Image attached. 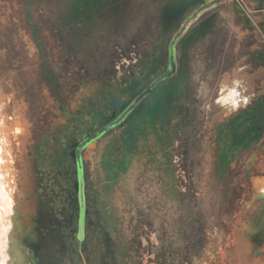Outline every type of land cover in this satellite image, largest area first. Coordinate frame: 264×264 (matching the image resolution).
<instances>
[{"label":"rangeland","instance_id":"374dc122","mask_svg":"<svg viewBox=\"0 0 264 264\" xmlns=\"http://www.w3.org/2000/svg\"><path fill=\"white\" fill-rule=\"evenodd\" d=\"M263 8L0 0V259L264 264Z\"/></svg>","mask_w":264,"mask_h":264},{"label":"crops","instance_id":"0c3cea01","mask_svg":"<svg viewBox=\"0 0 264 264\" xmlns=\"http://www.w3.org/2000/svg\"><path fill=\"white\" fill-rule=\"evenodd\" d=\"M236 1L244 9L250 10V11L255 12V13H260V5H262L264 7V0H236Z\"/></svg>","mask_w":264,"mask_h":264},{"label":"clouds","instance_id":"9594fccd","mask_svg":"<svg viewBox=\"0 0 264 264\" xmlns=\"http://www.w3.org/2000/svg\"><path fill=\"white\" fill-rule=\"evenodd\" d=\"M240 85H241V82H240V81H236V86H237V88H239ZM243 99L246 101L247 97H243ZM232 107H233L234 109H235V108H238V107H240V103L238 102V103L234 104Z\"/></svg>","mask_w":264,"mask_h":264},{"label":"bare ground","instance_id":"6f19581e","mask_svg":"<svg viewBox=\"0 0 264 264\" xmlns=\"http://www.w3.org/2000/svg\"><path fill=\"white\" fill-rule=\"evenodd\" d=\"M0 264H8V263H7V261L5 259H0Z\"/></svg>","mask_w":264,"mask_h":264},{"label":"water","instance_id":"95a60500","mask_svg":"<svg viewBox=\"0 0 264 264\" xmlns=\"http://www.w3.org/2000/svg\"><path fill=\"white\" fill-rule=\"evenodd\" d=\"M162 79V78H161ZM160 80V79H159Z\"/></svg>","mask_w":264,"mask_h":264}]
</instances>
